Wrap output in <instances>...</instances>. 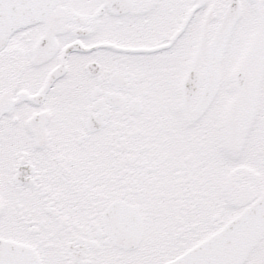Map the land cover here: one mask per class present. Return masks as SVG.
Instances as JSON below:
<instances>
[{"label":"snow or ice","instance_id":"snow-or-ice-1","mask_svg":"<svg viewBox=\"0 0 264 264\" xmlns=\"http://www.w3.org/2000/svg\"><path fill=\"white\" fill-rule=\"evenodd\" d=\"M0 264H264V0H0Z\"/></svg>","mask_w":264,"mask_h":264}]
</instances>
